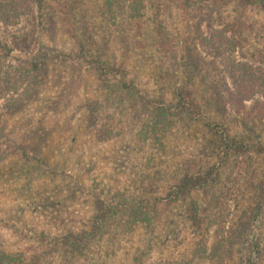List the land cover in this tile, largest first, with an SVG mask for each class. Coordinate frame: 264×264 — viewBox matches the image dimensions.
I'll return each mask as SVG.
<instances>
[{
	"label": "rangeland",
	"instance_id": "rangeland-1",
	"mask_svg": "<svg viewBox=\"0 0 264 264\" xmlns=\"http://www.w3.org/2000/svg\"><path fill=\"white\" fill-rule=\"evenodd\" d=\"M64 1L38 11L43 27L55 24L43 42L65 54L78 50L77 35L88 59L126 71L157 105L60 63L27 96V57L1 59L0 264H240L242 246L209 258L236 233L259 240L250 264H264V154L225 145L264 147V10L243 9L248 27L235 36L226 29L241 13L237 0H72L67 15ZM212 35L241 45L224 50L205 40ZM6 73L21 79L13 86ZM180 93L190 113L179 111ZM203 119L226 136L208 133ZM188 179L199 191L168 200ZM100 201L120 209L95 239L82 250L57 244L90 233Z\"/></svg>",
	"mask_w": 264,
	"mask_h": 264
},
{
	"label": "trees",
	"instance_id": "trees-1",
	"mask_svg": "<svg viewBox=\"0 0 264 264\" xmlns=\"http://www.w3.org/2000/svg\"><path fill=\"white\" fill-rule=\"evenodd\" d=\"M48 0H0V24L5 28V33L0 32V63L1 59L4 60L9 57L11 54L18 53L21 56L27 57L26 59H21L25 66L21 69L20 74L26 76L29 80L23 81L25 84V93L27 96H31L30 88L40 80L41 76L46 74L52 64H63L71 65L72 67H79L84 71H95L99 74L102 79H109V81H114L112 87L118 88L121 94H126L129 98L140 97L142 102L146 105H157L155 101H152L147 94L144 95L141 91L134 85V83L128 80V73L120 68L109 64L106 61L100 59H88L86 57L84 40L80 39L77 35L73 34L76 39V46L78 50L71 49L69 53H54L53 49L50 48L43 42L45 35L50 32V38L54 31L55 24L51 21V24L48 28L43 27L41 20L43 19L39 10L43 9L45 2ZM72 0L69 2L66 0L65 8L67 9L66 15L71 13ZM191 1V0H189ZM211 0H200V3H209ZM214 1V0H212ZM239 7L241 8V13L235 17L234 21L230 22L227 25V31L233 33L235 36H242L246 32L248 27L246 22L243 20V9L249 6H260L264 10V0H237ZM190 3L186 5H190ZM69 12V13H68ZM80 14V13H79ZM71 15V14H70ZM127 19L132 21L134 18L129 15L126 16ZM226 32V31H225ZM248 32V31H247ZM85 36V34H83ZM155 37L158 39V43L162 40L161 35L155 34ZM83 38V36H82ZM221 38V39H220ZM85 39V38H84ZM52 40V38H51ZM208 43H218L219 47L222 49L234 50L236 47L240 46V42L237 41L234 37L227 39V37L214 36L212 35L208 39H205ZM2 64V63H1ZM240 65V64H239ZM2 66L0 65V68ZM239 73L241 74L240 79L244 81L245 79V69L244 66L238 67ZM8 79L6 83H12L13 86L21 78H18L16 75V81L10 82L13 80L14 74L6 73ZM33 79V81H32ZM1 85V84H0ZM111 87V85H110ZM181 97L180 109L179 111H189L190 106L185 99L184 93H180ZM233 96V95H232ZM18 102L17 98H14L10 106H14L13 103ZM219 104H223L219 102ZM15 108V106H14ZM160 108V107H158ZM220 108V107H219ZM161 109V108H160ZM173 109V108H172ZM172 109H162L165 114H170ZM162 114L164 115V113ZM174 114V113H173ZM192 114V113H191ZM193 120L198 118V113H195ZM195 118V119H194ZM201 118V117H200ZM199 121V119H198ZM203 128L213 136H219L226 133L223 126L219 123H211L206 119H203ZM226 136V134H225ZM226 150L228 152H237V153H251L255 152L257 154H264V147H260L255 144H249L246 142H231L226 140ZM24 155L25 150L23 149ZM27 157V155H25ZM2 157L0 156V161ZM186 182V183H185ZM199 185L197 182L192 181L191 179L182 181L178 186L172 189V195L170 194L168 200H178L180 196L199 191ZM101 209L104 212L95 219V225L92 228L90 233H84L82 236H79L78 239L72 241L73 236H62L60 239L55 241L59 245H64L69 247L71 250H82L86 245L90 244L95 237L98 235V232L101 231L100 223L105 221L108 217H115L118 215L117 211L120 209V206H109L105 202L100 201ZM194 220L195 217L193 218ZM193 221V220H192ZM64 223H60L62 226ZM43 236V235H42ZM75 238V237H74ZM260 246L259 240L256 238H250L249 234L246 233H236L231 236L222 238L214 250L211 251L209 258H212L214 261H224L228 253L231 252V247L242 246L245 248V252L242 255L240 264H250L253 259L252 256L258 253H261V250L258 248ZM264 255V254H263Z\"/></svg>",
	"mask_w": 264,
	"mask_h": 264
}]
</instances>
